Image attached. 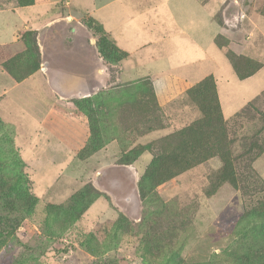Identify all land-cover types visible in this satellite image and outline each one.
I'll use <instances>...</instances> for the list:
<instances>
[{"label": "rangeland", "instance_id": "374dc122", "mask_svg": "<svg viewBox=\"0 0 264 264\" xmlns=\"http://www.w3.org/2000/svg\"><path fill=\"white\" fill-rule=\"evenodd\" d=\"M0 216V264H264V0H0Z\"/></svg>", "mask_w": 264, "mask_h": 264}, {"label": "crops", "instance_id": "0c3cea01", "mask_svg": "<svg viewBox=\"0 0 264 264\" xmlns=\"http://www.w3.org/2000/svg\"><path fill=\"white\" fill-rule=\"evenodd\" d=\"M132 24L136 27L137 22H133L132 19H129L123 27H128L121 31L118 29L119 33H122V41L126 44L125 46L133 48L135 45L142 42V39H145L144 34L141 32V29H130ZM138 27V25H137ZM126 34V36H125ZM130 38L134 39L136 42H130ZM166 47H167V56L165 59V64L173 65H186L195 63L199 60H202L206 55V50L202 44H199L195 39L186 38L184 36L173 35L171 37L164 38ZM191 51H194V54H191ZM183 54H191L183 56Z\"/></svg>", "mask_w": 264, "mask_h": 264}, {"label": "trees", "instance_id": "16d2710c", "mask_svg": "<svg viewBox=\"0 0 264 264\" xmlns=\"http://www.w3.org/2000/svg\"><path fill=\"white\" fill-rule=\"evenodd\" d=\"M0 225L14 230V218H4L0 216Z\"/></svg>", "mask_w": 264, "mask_h": 264}]
</instances>
